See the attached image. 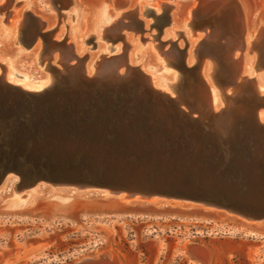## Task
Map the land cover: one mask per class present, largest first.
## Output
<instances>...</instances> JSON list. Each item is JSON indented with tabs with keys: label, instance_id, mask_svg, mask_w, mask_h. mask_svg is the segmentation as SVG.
Wrapping results in <instances>:
<instances>
[{
	"label": "water",
	"instance_id": "water-1",
	"mask_svg": "<svg viewBox=\"0 0 264 264\" xmlns=\"http://www.w3.org/2000/svg\"><path fill=\"white\" fill-rule=\"evenodd\" d=\"M196 3L190 24L210 26L219 43L232 38L233 23L244 26V11H258L261 0ZM260 36L251 46L257 48L256 66L264 68ZM175 63L183 74L180 86L195 71L183 56ZM214 66L224 80L225 105L218 110L199 77L187 94L179 87L171 96L138 67L119 73L107 65L88 76L75 63L63 72L54 69L51 83L37 91L0 75V183L13 174L27 186L40 180L89 186L264 221V122L258 116L264 100L239 68L234 77L224 62Z\"/></svg>",
	"mask_w": 264,
	"mask_h": 264
},
{
	"label": "rangeland",
	"instance_id": "rangeland-1",
	"mask_svg": "<svg viewBox=\"0 0 264 264\" xmlns=\"http://www.w3.org/2000/svg\"><path fill=\"white\" fill-rule=\"evenodd\" d=\"M84 1L31 0L22 4V0H14L10 5L9 0H0V75L9 83L39 90L42 84L51 83L55 68L64 67L60 57L46 58L51 49L76 44L80 57L99 61L103 55L123 53L129 44L128 63L148 75L154 87L175 96L182 70L162 51L175 44L181 50L185 65L193 67L195 74L187 79L186 91L189 85L195 87L194 78L199 76L198 68L204 56L222 55L223 48L215 45L218 43L203 39L205 32H200V37L194 35L198 25L182 22V17L187 20L191 14L192 0H168L173 6L166 12L162 7L157 12L156 7L150 5L157 4L158 0H130L127 8H118L116 2L120 0H109L107 4L112 12L126 11L139 32L124 29L111 32L107 37H104L105 26L118 17L112 13L106 20L99 21L98 6L102 0ZM13 8L21 11L18 17L11 18L15 27L8 23L7 12ZM26 11L30 23L22 28L20 22ZM157 14H161L159 19L164 22L161 27L155 17ZM169 14H177L179 23L166 35L163 32L168 27ZM126 21H130L129 18ZM36 44H40L38 48ZM190 48L191 63L186 55ZM195 48L198 51L201 48L200 56ZM237 53L240 54V50ZM254 55L257 58L256 52ZM206 59L211 64L206 76L219 93L223 107L222 89L211 75L213 61ZM95 67L96 64L92 69ZM247 67L244 75L253 78L259 91L264 92V70L256 66L254 59ZM261 111L264 106L259 108ZM87 190L91 194L107 192L44 180L27 186L11 174L0 185V264H75L83 257H97L101 252L108 254L107 264H198L201 256L207 264H264V230L252 232L243 224V219L171 203L128 205L133 211L120 213L110 206L81 204L93 196L87 194ZM60 195L72 196L80 202L70 210L57 209L53 204ZM19 202L35 205L18 207ZM186 242L194 245L195 257L187 253Z\"/></svg>",
	"mask_w": 264,
	"mask_h": 264
},
{
	"label": "bare ground",
	"instance_id": "bare-ground-1",
	"mask_svg": "<svg viewBox=\"0 0 264 264\" xmlns=\"http://www.w3.org/2000/svg\"><path fill=\"white\" fill-rule=\"evenodd\" d=\"M13 1L14 0H9L10 5L13 4L12 3ZM22 1H23L22 4L23 3L28 4L31 0H22ZM86 1L87 0H85L84 3H88ZM108 1L109 0H102L101 3H99V6H98V20L99 21L106 20L113 13L112 8H110L107 4ZM130 2H131L130 0H120V1H117L116 4L118 5V8H122V7L127 8L128 6H130ZM196 2H197V0H192L191 6L189 8V12H191V14H189V16L187 17V20H185L182 17V22H184L185 24H190V19L192 16V9L196 6V4H197ZM168 3H169L168 0H158L157 4H150V5L155 6L156 7L155 9L157 10V12H159L160 8L163 7L164 5L168 4ZM144 6L147 7V5H144ZM263 6H264V0H261L260 9L258 11L250 13L249 11L245 10L244 16H243L244 26L238 27L237 25H235L233 23L230 32H231V34H234V35L229 40L226 39L227 41L222 39L218 43L216 41V38H215V33L213 31L211 32V30H210V26H198L195 29L194 35L200 37L201 36L200 32H205V36L203 38V39H205V41H208L209 43L211 41H214L218 44H221V45L223 44V47L226 48V49L223 48L222 55L217 56V54H213V53H212V55H209V54L205 55L204 60L201 63V66L198 68L199 76H196V77H199L202 80V82L206 85V89H205L206 93L209 95V98L211 100V104L215 110H218V107L220 106V98L221 97L219 96V93L214 88H212V85L210 84L209 79L207 78V76H208L207 74L211 70V64L209 61H207L206 58H210L213 61L211 75H214L215 82L220 88L224 87V80L219 75V71H218L219 69H217V68L215 69V66H214L215 60L218 61V59H220L221 61H223L225 63V65L231 71L235 70L234 77L237 74V71H236L237 68H239L241 76H246L244 74H246V72H247V68H248L247 65L249 63L253 62V59H254L255 63H257V58L254 55L257 48L252 49V46H250L251 42L253 40H255L257 37H261L260 36V34H261L262 35L261 40L263 41L262 44H264V7ZM2 7H3V5H2ZM3 11H4V9H3ZM20 12L21 11H16L14 8L11 11L7 12L9 14L8 15V18H9L8 23L11 24L12 27H15V24L13 23V19H11V18L18 17L20 15ZM114 13H113V15H114ZM170 14H171V12H170ZM115 15L116 16H114V17H118V18L116 20L112 21L109 25L105 26L104 37H107V35L111 32L115 33L117 31H121L124 29H131V30H134L135 32H139L137 25L132 22L129 15L126 14V11H123L120 13L117 12V13H115ZM23 16L24 17L22 18V20L20 22V25L22 26V28L27 27V25L30 23L29 12H27V11L24 12ZM48 18H50V17H46V19H48ZM127 18H129L130 21H126ZM39 20H40V18H39ZM178 23H179V18L177 16V14L176 15L173 14L172 16L170 15L168 27H166L165 30L163 29L164 30L163 33H165L166 35L172 33L173 28H176ZM253 23H255V25H253ZM233 30L235 32H233ZM171 35H169V36H171ZM224 44H225V46H224ZM39 45L40 44H36L35 47L38 48ZM197 45H196V47H197ZM257 47L260 48V46H257ZM130 48H131V46L129 44H126V47L124 48L123 53L112 55V56L103 55L99 61H94L93 58L89 60V57H80L77 53L76 44H69L67 47L60 46V47L51 49L48 52L46 58L51 57L53 59H56V58L60 57L62 63L64 64V67H63V69H58V70H60L62 72L65 69H68L71 66H73V64L70 63L72 60H77L76 63L78 65V67L81 68L88 76H91L95 72H97L101 69H104V67L107 65H111V67L118 69L119 73H122L124 71V69H120L122 66H131L128 63V58H127L128 50ZM200 49L201 48H199V51H198L195 48L196 53L199 56L201 55ZM237 50L238 51L240 50V52L242 51L241 57H240V54L237 53ZM56 52H59V55H57ZM162 53L166 56H169L175 62L179 61V59L183 56L181 54V50L179 48H177L175 46V44H172V46L169 49L162 51ZM186 55H188V57H189V63L193 62L192 61V48H190L188 50ZM256 55H257V53H256ZM94 64H96L95 70L92 69ZM131 67H135V66H131ZM55 69H57V68H55ZM260 69L264 70V68H260ZM194 74H195V72L192 73V76ZM189 78H190V75L187 78H185L186 81L182 80L181 85L179 86L181 88L182 92L185 94H187L188 91H186L184 89V85L186 84L187 79H189ZM194 79H195L194 81L197 80V78H194ZM250 79H251L252 84L255 86V88L257 90L259 100H261V101L264 100V94H261V92H263V91H259V89L257 88L253 78L246 77V82L248 83V80H250ZM240 80H241V78H239L237 81H240ZM48 84H50V83L42 84L41 87L39 86L40 87L39 90L44 89L46 86H48ZM151 84L153 85L152 82H151ZM155 88H156V86H155ZM27 90H29V89H27ZM33 91H37V90H33ZM223 97H224V95H223ZM260 106H264V102H262V104ZM220 108H221V106H220ZM258 116H259V120L264 122V111L258 112ZM10 177H11V174H8L6 176V178L0 183V185ZM84 188H89V186L84 187ZM87 194L93 195L94 197L90 196L89 199L80 202L77 198H74L72 196L60 195V196H57L59 198V200H57L54 204L53 203L52 204H53V207H55L57 209L70 210L74 207V205L76 203L78 204L79 202L81 204H83V203L92 204L93 203V204L100 205V206L101 205L110 206V208L115 209L116 211H118L120 213H123V212L133 211L132 210L133 208H127L128 205H145L148 203L158 205V204H162V203H171V204H179L181 207H187V208L192 207V208L201 209L204 211H214L216 213L227 216V218L232 217L230 214H228L224 211L216 210L214 208L202 207V206L194 205V204L187 203V202H176V201H172V200H165V199H161L159 197H154V198L147 200V199H143V198H139V197H130V196H127L123 193H120L117 195L116 194L110 195L111 193H109L108 191L100 193V194H91L88 192V190H87ZM18 204H19L18 207H28V206L33 207L35 205L34 203H33L34 205L33 204L29 205V203H24V202H19ZM94 206L95 205H93L92 207L95 208ZM106 209H107V207H106ZM234 217H237V216H234ZM238 218H240V217H238ZM240 219L242 220L243 218H240ZM243 224L246 226H249L251 231L254 233H260L261 231L264 230V221H262V222H251V221H248L246 219H243ZM188 244L190 245V247H189V250L186 249L187 253L191 254L192 257H195V255H194L195 252L193 253L194 245H192V243H188ZM101 254H103V255L101 257H99L98 259H96L95 261H90V262L88 261V262H85L83 264H107V263H109L108 255L105 252H101L99 255H101ZM201 255H203V254H201ZM191 256H189V257L191 258ZM207 257H209V256H207ZM114 259L116 260L119 258L114 257ZM198 260H199L200 264H207V260L203 256H201L200 259H198ZM192 261H193V259H192Z\"/></svg>",
	"mask_w": 264,
	"mask_h": 264
},
{
	"label": "flooded vegetation",
	"instance_id": "flooded-vegetation-1",
	"mask_svg": "<svg viewBox=\"0 0 264 264\" xmlns=\"http://www.w3.org/2000/svg\"><path fill=\"white\" fill-rule=\"evenodd\" d=\"M17 76H21V74L17 73ZM31 83H33V82H31Z\"/></svg>",
	"mask_w": 264,
	"mask_h": 264
}]
</instances>
